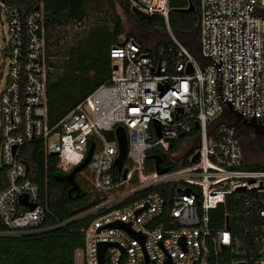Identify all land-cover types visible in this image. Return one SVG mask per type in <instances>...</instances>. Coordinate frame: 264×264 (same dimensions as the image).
<instances>
[{
    "label": "built area",
    "instance_id": "built-area-1",
    "mask_svg": "<svg viewBox=\"0 0 264 264\" xmlns=\"http://www.w3.org/2000/svg\"><path fill=\"white\" fill-rule=\"evenodd\" d=\"M18 1L0 0V219L6 227L0 236L51 229L42 227L40 187L22 156L27 144L43 143L47 154L56 152L64 173L82 164L94 145L87 165L94 187L117 193L75 217L100 213L83 229L76 264H101L102 244H110L102 264H211L234 250L233 216L218 226L212 213L235 203L262 221L263 237L254 240L248 264H264V168L251 167L245 158L238 129L244 124L235 115L264 118V0H199V59L173 28L180 13L172 0H126L131 9L164 18L173 60L156 61L135 38L111 46L110 78L56 123L48 111L52 59L43 4L23 13ZM119 125L128 136L126 179L114 166L116 136L107 137ZM190 137L196 140L189 165L159 174L155 164L148 172L149 150L163 148L168 155L174 143ZM167 184H174L170 204L149 191ZM22 197L36 207L21 203Z\"/></svg>",
    "mask_w": 264,
    "mask_h": 264
},
{
    "label": "trees",
    "instance_id": "trees-1",
    "mask_svg": "<svg viewBox=\"0 0 264 264\" xmlns=\"http://www.w3.org/2000/svg\"><path fill=\"white\" fill-rule=\"evenodd\" d=\"M195 6L194 11L190 8V0H172V7L179 11L180 19L173 23V28L178 38L186 45L193 43L198 49L200 40L199 31V0H191ZM100 2L110 8V17H113L114 27L111 29L108 24L103 25L102 37H98L94 51L91 53L83 51L81 44L76 49L71 48L67 53L66 63L53 62L54 53L52 47L58 45L61 39V26L69 22H81L88 14L90 4ZM23 13L30 12L39 4H43L45 23L47 29L48 55L52 59V69L48 77V111L51 123H56L62 117L70 113L78 103L104 84L111 75V59L109 50L111 46L120 44V36L124 34V25L117 7L121 6L140 29L149 30L155 27L167 29L164 18L152 16L143 22L139 21L131 12L129 3L126 0H20L16 2ZM113 22V21H112ZM56 37V41L52 38ZM127 38H135L143 46L134 34H128ZM165 51L161 53V49ZM151 51L156 61L167 59L172 61L175 53L168 50V43ZM82 52V53H78ZM81 54L84 57L79 61L73 59L74 55ZM239 135L242 140L243 152L246 158L249 146H254L257 138L245 125H239ZM111 140L115 138L113 132L107 133ZM181 142L174 143L168 154L179 149ZM159 154L163 158L162 164L170 170L185 167L190 164L187 158L181 164L172 162L163 148L156 147L147 152L146 167L148 172L155 170V162L148 156ZM22 156L28 164L29 178L39 185L41 203L45 208V218L42 224L50 230L28 235H6L0 236V264H76V250L83 246V229L88 223L100 213H94L82 218H75L97 205L104 202L113 193H101L94 187V174L84 167L75 176V181L80 191L69 193L71 184L67 180L69 173H64L57 168L58 157L47 154L43 143L27 144L23 148ZM131 165V163H125ZM253 168H264L259 164H251ZM116 181L120 180V174L113 168ZM89 182L91 184H89ZM89 184V185H88ZM137 180L132 185L136 186ZM122 187L120 191L125 190ZM149 191H157L165 196L170 204V194L174 192V184L157 186ZM148 191V192H149ZM144 193H139L129 198L132 201ZM233 216L231 230L233 232L234 250H225L215 258L211 264H236L241 257L248 259L250 249L255 248L254 240L259 237L262 240V221L256 215H247L239 207V203L232 206L221 205L215 213H212L217 225L224 226L227 215ZM255 227H260L255 231ZM6 231L0 219V232ZM237 264H240L238 262Z\"/></svg>",
    "mask_w": 264,
    "mask_h": 264
},
{
    "label": "rangeland",
    "instance_id": "rangeland-1",
    "mask_svg": "<svg viewBox=\"0 0 264 264\" xmlns=\"http://www.w3.org/2000/svg\"><path fill=\"white\" fill-rule=\"evenodd\" d=\"M96 4L97 5H89L88 14L81 22H69L61 26V39L58 40V45L55 44L52 47L54 53L53 62L66 63L69 50L71 48L76 49L81 43L83 51L85 50L86 52L91 53V51H94L95 45L98 42V37H102V32H104L101 27L105 24H108L111 29L114 27L115 23L113 17H110L111 10L109 11L110 8L108 5H102L100 2H97ZM117 12L122 18L125 30L124 35L121 37L122 40L127 38L128 34H134L140 41L145 43L149 51H156L170 41V34L167 32V29L165 31L163 28L155 27L154 29L145 31L140 29L135 22L129 19L120 6L117 7ZM139 21L143 22L145 20ZM52 41H56V37L52 38ZM186 46L195 57L198 59L200 58L199 50L193 43L190 42L186 44ZM83 57L84 55L77 54L74 55L75 59L73 60L79 61ZM195 140V137L184 139L178 150L168 154L169 159L174 163L181 164L188 158L192 151V147L195 145ZM246 159L251 164L264 166V144H255L253 148L250 145ZM1 168L2 162L0 159V169ZM89 184L91 183L89 182Z\"/></svg>",
    "mask_w": 264,
    "mask_h": 264
},
{
    "label": "water",
    "instance_id": "water-1",
    "mask_svg": "<svg viewBox=\"0 0 264 264\" xmlns=\"http://www.w3.org/2000/svg\"><path fill=\"white\" fill-rule=\"evenodd\" d=\"M190 8H188V10L190 11H194L195 10V6L192 3V1L190 0ZM39 8V6H37V9ZM131 12L136 16V18L138 20H148L151 18V16L149 14H146L142 11H140L137 8H132ZM191 71V70H190ZM189 71V72H190ZM235 115L237 117V121L240 122L241 124H244L247 127H251L254 128L256 130V133H261L264 130V125H259L256 119H252V120H245L243 119L238 113L235 112ZM156 126L158 129V135L161 136L160 134V124L158 122H156ZM196 127H198V123L196 125ZM115 136L116 139L118 141V145H119V154L114 162V166L123 173V177L124 179H126L127 174H128V169H124L123 170V166H124V162L128 153V136H127V132L124 126L119 125L116 130H115ZM169 148L172 147V145H168ZM93 149H94V145L91 146L88 156L85 159V161L80 164L79 166L75 167L68 175H67V180L68 182L71 184V188L69 190V193H72L73 191H80V187L79 185L76 183L75 181V176L76 174L81 171L84 167H86L91 159L92 153H93ZM51 155L56 156L57 153L53 152L51 153ZM199 157V152H197L191 159L192 162H195L197 160V158ZM149 159H153L155 160V164H156V170L159 174H163L165 172H167L168 168L167 167H163L161 164L163 162V158L161 155L159 154H152L148 156ZM21 203L27 205L30 209H34L36 207L35 203H29L27 200V197H22L21 198ZM227 227H229V217H227ZM34 234V233H33ZM134 234V233H133ZM135 236H139L141 238V240H144V236L142 235H135ZM110 246V244H102L101 245V249H100V262L101 264L103 263V259H102V255L104 250ZM167 264H171V262L169 261Z\"/></svg>",
    "mask_w": 264,
    "mask_h": 264
},
{
    "label": "flooded vegetation",
    "instance_id": "flooded-vegetation-1",
    "mask_svg": "<svg viewBox=\"0 0 264 264\" xmlns=\"http://www.w3.org/2000/svg\"><path fill=\"white\" fill-rule=\"evenodd\" d=\"M259 125H264V118L261 120H257ZM250 131L253 133V135L257 138L256 143L264 144V130L261 133H256V130L254 128L248 127ZM254 146H252L253 148Z\"/></svg>",
    "mask_w": 264,
    "mask_h": 264
},
{
    "label": "crops",
    "instance_id": "crops-1",
    "mask_svg": "<svg viewBox=\"0 0 264 264\" xmlns=\"http://www.w3.org/2000/svg\"><path fill=\"white\" fill-rule=\"evenodd\" d=\"M118 7H119V6H118ZM120 7H121V6H120ZM121 9H123V8L121 7ZM123 11L125 12L124 9H123ZM125 14H126V15L128 16V18L130 19V16H129L126 12H125ZM123 35H124V34H123ZM123 35L120 36V41H121V42H123L125 39H127V38H125V39L122 40L121 37H122ZM143 43H144V42H143ZM144 47L146 48V50L149 51V49H148V47H147L146 45H145ZM50 155H51V154H50ZM52 156H53V155H52Z\"/></svg>",
    "mask_w": 264,
    "mask_h": 264
}]
</instances>
